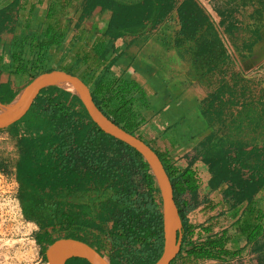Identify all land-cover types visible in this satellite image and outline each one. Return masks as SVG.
<instances>
[{
    "label": "trees",
    "instance_id": "trees-1",
    "mask_svg": "<svg viewBox=\"0 0 264 264\" xmlns=\"http://www.w3.org/2000/svg\"><path fill=\"white\" fill-rule=\"evenodd\" d=\"M177 2L83 0V6L100 4L109 9L111 18L102 36L116 39L140 34L149 25L161 22ZM240 2L242 6L262 3L261 0ZM19 8L16 0L0 5V47L7 34H15ZM177 16L180 29L176 45L192 41L197 51L193 62L227 63L218 29L196 0H180ZM52 27L41 35L23 32L13 38L8 53L11 73L26 75L24 84H27L39 72L66 64L87 84L95 104L108 118L141 138L139 126L148 118L144 110L151 108L145 89L135 80L113 75L110 67L115 60H107L106 50L90 52L83 45L73 56L69 50L59 58L48 54V49L59 45L66 36ZM68 47L72 49L69 43ZM29 51L34 56L26 57ZM242 80L245 79L241 75L238 83ZM239 86L241 91L236 93L237 86L223 84L204 104L208 125H217L220 132L214 129L184 155L185 168L174 164L169 150L160 151L141 138L156 152L170 178L182 222L181 247L170 264H175L183 253L192 262L236 255L226 247L230 239L228 230L210 233L209 224L196 232V226L188 219V214L205 201L200 197V178L192 168L197 160L208 166V192L219 190L224 184L223 196L229 206L246 205L245 213L235 221L240 229L236 235H243L251 245L253 257L249 264H264V210L255 200L264 188V123L249 125L248 121L249 136L235 137H239L238 132L243 128L242 116L247 118L251 111L250 104L243 103L244 86ZM19 90L0 82V102H11ZM227 92L230 98L225 101L223 96ZM263 97L261 94L259 110L264 122ZM238 104L242 112L239 110L234 118L236 112H231V108ZM13 141L21 211L26 221L37 225L34 239L41 247L44 262L45 248L61 236L87 243L108 256L110 264H154L158 260L163 232L160 195L154 176L138 151L106 134L91 120L77 95L57 85L41 89ZM107 242L110 247L106 251ZM65 264L90 263L72 257Z\"/></svg>",
    "mask_w": 264,
    "mask_h": 264
},
{
    "label": "crops",
    "instance_id": "crops-1",
    "mask_svg": "<svg viewBox=\"0 0 264 264\" xmlns=\"http://www.w3.org/2000/svg\"><path fill=\"white\" fill-rule=\"evenodd\" d=\"M13 1L15 0H5L4 4ZM16 1L20 7L14 28L16 35L9 33L4 37L5 43L0 47L3 61L5 60L4 54L9 53V44L15 36L23 32L27 34L25 33L27 29L28 34L41 35L52 26V30L60 34L66 33V36L64 41L61 38L59 45L50 47L48 54L59 58L69 50L72 51L73 56L83 49V45L84 50L90 52L106 50L107 60L109 62L112 59L115 60L110 67L113 75L135 80L145 89L151 108L144 111L147 117H151L147 118L141 129L148 133V128H154L155 135L150 138L151 144L158 135L168 134L166 136L171 138L169 143L172 146L175 145L169 152L178 168L182 169L187 166L184 155L191 152L199 141L214 129L220 132L217 125L214 127L208 125L204 104L207 100L210 101L209 97L223 84L227 83L233 88L237 86L236 93L241 91L239 85L247 87L245 90L248 93H245L246 98L243 99V103L250 104L252 107V114L248 113V117L259 109L261 94L264 95V77L261 82L262 87L257 92L258 89L253 85L255 80L247 73L257 65L264 66V3L262 0L258 6L253 3L242 6L240 0H196L205 9L214 27L218 29L220 38L225 37L228 45L239 58V63H235L226 52L228 56L226 64L215 60L214 63L198 62L196 64L192 60L197 52L192 41L176 45L180 29L177 4L180 0L161 22L149 25L140 34L120 36L116 39L102 36V31L111 18V11L100 4L83 6V0ZM38 10H41L43 14L38 13ZM51 11L53 13L49 14ZM20 25L25 27L24 30L19 29ZM221 42L227 51L222 38ZM68 43L72 49L67 48ZM259 52L263 53V59L258 64L251 65L250 58L258 55ZM4 67L5 65L0 63V82H7L11 87L21 90L26 84L18 85L14 82L10 70ZM241 75L245 80L238 83ZM248 83L253 86L251 94H249ZM223 98L225 101L230 98L228 92ZM262 101L264 105V100ZM231 109V112L233 110L236 112L234 118L238 117V110L233 107ZM248 117L247 120L250 122ZM152 120L157 123L154 124ZM253 122L252 124L255 125ZM231 125H228L229 129L232 127L231 131L234 132L235 128ZM179 146L181 147L178 148ZM192 168L200 178L202 188L200 197H204L205 201L188 214L189 221L196 226V232L200 231V227L209 224L212 225L210 233L220 234L223 230H228L230 239L226 247L236 252V255L229 259H205L193 262L186 260L184 256L180 259L181 263L176 261L175 264H202L209 261L212 264H234V262L249 264L250 257H253L250 253L251 245L246 237L236 235V231L239 232L240 229L235 223L245 213L246 205L229 206L223 196L224 184L216 190L219 193L208 192L206 183L210 175L208 166L204 162L197 160ZM198 169L202 171L201 175ZM263 192L264 188L256 195L255 200L256 204L264 210V195L261 196ZM202 216L203 219H201ZM195 217H199V221ZM102 256L108 260V256Z\"/></svg>",
    "mask_w": 264,
    "mask_h": 264
},
{
    "label": "water",
    "instance_id": "water-1",
    "mask_svg": "<svg viewBox=\"0 0 264 264\" xmlns=\"http://www.w3.org/2000/svg\"><path fill=\"white\" fill-rule=\"evenodd\" d=\"M259 53L250 58L249 62L251 65L258 64L263 59V53ZM60 82H67L75 89L74 92L68 91L79 97L91 120L103 132L134 148L148 164L160 195L163 232L162 252L154 264H170L180 250L182 222L174 201L170 178L161 160L146 142L114 123L97 107L87 84L75 75L68 65L56 64L39 72L17 93L11 102L22 93L20 104L10 115L9 120L0 124V140L14 139L22 130L26 113L41 89L49 85H57L64 88ZM11 102H0V108L7 106ZM44 255L47 264H65L72 257L84 258L90 264H110L106 258L87 243L64 236L51 242L45 248Z\"/></svg>",
    "mask_w": 264,
    "mask_h": 264
},
{
    "label": "rangeland",
    "instance_id": "rangeland-1",
    "mask_svg": "<svg viewBox=\"0 0 264 264\" xmlns=\"http://www.w3.org/2000/svg\"><path fill=\"white\" fill-rule=\"evenodd\" d=\"M5 0H0V5L4 4ZM38 13H41V10H38ZM43 13H41L42 15ZM22 25H20L21 27ZM19 29H23L25 27H21ZM28 29L25 30V33L28 34ZM31 34V33H29ZM227 52V51H226ZM5 55V60L2 62L3 65H5L4 69H9L8 63L10 62L9 60V56L8 54H4ZM34 55H32V51L26 52V57H32ZM53 56V55H52ZM230 59H232L230 57ZM7 64V65H6ZM52 64V63H50ZM54 64H56V62H54ZM10 72H12V70H10ZM250 72H248L249 74ZM11 77L13 78L14 82L19 84L25 83L27 80V76L26 75H15L11 73ZM263 79V78H262ZM262 79L259 81H255V83H253V85L255 86V88L258 89L257 92H259V90L261 89V82ZM249 84V83H248ZM249 94H251V91L253 89L252 84H249ZM247 89V87L244 88V90ZM247 91L245 90V93ZM248 93V92H247ZM151 96V95H150ZM249 96V95H248ZM251 97V96H249ZM152 101H154L153 97L151 98ZM251 106V105H250ZM242 106L238 104L237 108L234 107V109H237L238 111H241ZM252 109V107H251ZM151 112V111H150ZM148 113V111H147ZM248 113H250L249 115L252 114V110L248 111ZM149 115V113H148ZM148 116V119H150ZM262 113L260 112V110L258 109L256 112L253 113V115L251 117H249V119H251L249 125L252 124V120H254L255 124L257 123L258 126H262L263 124V120H262ZM242 118H244V120L242 121L243 124V128L241 131L238 132L239 137H237L235 135L236 138H246L249 136L250 132L248 131L247 127V123L248 120L245 117V115L242 116ZM254 118V119H253ZM152 122L157 123L155 121L152 120ZM253 122V123H254ZM142 125L139 126L138 129V134H140V137L143 140H146L148 142H150V138L155 135L154 133V128H148L147 130L149 131L147 133V131H142L141 129ZM235 132V131H234ZM137 135V133H136ZM168 134H163V136L158 135V137L155 139L153 145L154 147H157L160 151H164L169 150L171 151V149L174 148L175 145H171L169 143L170 141V137L166 136ZM194 140L196 138H193ZM151 143V142H150ZM177 146V145H176ZM183 146V145H182ZM181 146H179L178 148H180ZM177 148V147H176ZM16 152H15V146H14V141L13 139L10 140H0V169H3L4 171L1 173H4L6 171L9 170H14L15 166H14V161L16 159ZM1 171V170H0ZM200 175H201V170L198 169ZM2 188H5V186L3 185V179L0 176V264H47V262H44L42 260V251H41V247L36 243L35 239H34V233L37 230V225L33 222H29L26 221L23 217L22 211L21 214H15L12 213L11 215L5 212L6 209H10L9 207H7V201H6V196L4 194H2ZM219 193V191H214L213 194ZM264 195V192L261 194V196ZM261 198V197H260ZM161 202V201H160ZM220 210V209H218ZM217 211V210H216ZM215 211V212H216ZM197 221H199V217H195ZM204 217L202 216L201 219H203ZM110 247V243H106V246L104 247V249H106V251L109 249ZM184 255H182L177 261L180 262V259L183 258ZM202 264H212L210 261L209 262H205ZM234 264H236V262H234Z\"/></svg>",
    "mask_w": 264,
    "mask_h": 264
},
{
    "label": "built area",
    "instance_id": "built-area-1",
    "mask_svg": "<svg viewBox=\"0 0 264 264\" xmlns=\"http://www.w3.org/2000/svg\"><path fill=\"white\" fill-rule=\"evenodd\" d=\"M222 41L225 43V47L227 48V53L232 58L235 63H239V58L237 57L236 52L232 49L230 45H228L224 36H221ZM248 74V73H247ZM253 80L259 81L264 77V66L257 65L255 66L250 73L248 74ZM0 176L3 179V185L5 188H2V194H4L7 201V207L10 209H6L5 212L8 214H21V207L18 199V184L15 179L14 170H9L3 172V169H0Z\"/></svg>",
    "mask_w": 264,
    "mask_h": 264
},
{
    "label": "bare ground",
    "instance_id": "bare-ground-1",
    "mask_svg": "<svg viewBox=\"0 0 264 264\" xmlns=\"http://www.w3.org/2000/svg\"><path fill=\"white\" fill-rule=\"evenodd\" d=\"M60 84L64 88H66L67 90H70L72 92L75 91V89L70 84H68L67 82H60ZM21 97H22V93H20L13 102L8 104L7 106L1 107V109H0V124H2L3 122L9 120L10 115L19 106L20 101H21Z\"/></svg>",
    "mask_w": 264,
    "mask_h": 264
}]
</instances>
